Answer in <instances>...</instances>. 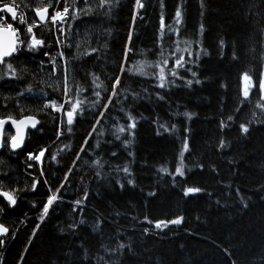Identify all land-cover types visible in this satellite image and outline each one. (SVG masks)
<instances>
[{"label": "trees", "instance_id": "1", "mask_svg": "<svg viewBox=\"0 0 264 264\" xmlns=\"http://www.w3.org/2000/svg\"><path fill=\"white\" fill-rule=\"evenodd\" d=\"M144 3L146 10H140L144 19L136 21L133 31L135 49L130 53L132 59L126 65L133 71L138 67L136 61L145 58L150 61L158 59L148 50L155 49L161 15L160 0H144ZM200 3L201 0H187L182 37L201 40L211 52L210 56L202 59V67L197 69L201 74V79H205V77L208 79L204 86H194L192 91L186 88L171 89L167 94V102L156 101L153 96L152 102L144 99L136 105L135 114L140 123L137 127L136 142L132 148V151L136 153V160L132 167L138 187L133 188L126 185L125 189L121 190L119 185H115V180L111 184L104 183L98 187L97 178L94 175L97 169L90 166V160L95 156V152L92 153V157L81 153V159L76 161V165L73 167V161L76 159L73 151H79L83 139L91 131V125L95 123L93 113L102 110L90 103L96 99L91 95V87L84 93L89 97V101H86L88 113L84 117L77 118L72 132H67L65 125V135L55 144L53 143L55 140L54 127L57 121H54L52 117L59 115L51 113L50 109L46 110L50 115H41L40 117L45 121L43 133L36 132L28 136L26 140L28 149L37 152L42 147L51 146L45 157L42 158L41 165L35 161H29L28 163H32L34 167L27 169L26 152L23 156H12L8 160L11 167L18 169L20 173L17 187H23L25 181L31 182L33 177L37 178L40 183L37 185L36 192L29 190L20 193L17 207L9 210V216L0 217L6 226H11L13 220L18 224L19 220L25 218V213L31 218V222L26 221V226L18 231L16 238L9 239L6 247L0 249V264H53V261L56 260H59V264H64L62 253L70 245L74 247L84 240L89 245L98 246L100 237L92 233L91 227L81 226L79 235L67 232L61 234L59 231L60 226L66 227L74 215L71 213V205L68 201L82 197L85 189L89 191V200L86 201V204L87 218L90 223H94L96 216L100 213L105 216L112 215L111 222L107 219L104 221L105 241L107 236L114 234L119 228L123 230L125 237L131 236L135 242L134 247L139 255L126 257L127 264H155L158 256L163 258L164 264H231L224 251L226 248L231 250L237 264H258V257L264 255V199H262L264 190H256L261 184H264V124L251 125L250 134L247 138H243L239 135L237 123L229 136V139L232 140L231 146L220 153L216 151V144L220 138L217 131L218 102L225 92V89L219 87V83L227 84L228 107L229 110H233L236 103L234 98L239 96L243 87L241 76L250 64V61L243 56L239 61H231L233 38L241 43V50H243L245 44H251L253 39L258 40L260 33L258 28L255 31L252 30L250 19L246 22L239 0H208V8L204 16L200 14ZM165 4L163 14L166 23L172 24V17H174L176 7L181 4V0H165ZM58 7L62 9L63 4ZM134 7L135 0H120V7L116 9L112 19L110 21L103 20V28H111L112 31V36L106 37L109 42L107 61H97L91 57L75 61L77 80H87L90 86L91 79L87 73L94 71L101 74L105 85L110 87L111 80L108 78L118 74V65L123 60V47L127 42L129 30L133 28L132 12ZM85 19H94L97 24L100 23L97 17ZM201 24H204L206 29L202 36L199 33ZM17 26L19 25L17 24ZM19 28L24 27L22 25ZM34 31L46 42L55 45V36L49 31V26H43ZM83 31L84 26L82 25V34ZM99 31L102 30H94L90 35L91 46H99ZM220 37L227 41L223 58L219 56ZM103 38L105 37H99V39ZM171 38L177 39L174 33ZM87 46H82L81 51ZM193 47L195 48V45ZM140 49L145 50L144 56L138 54ZM48 50L43 49L42 51ZM66 51H75V49H66ZM39 60L46 61L47 58L39 56L31 63L38 64ZM86 61L90 62L86 63ZM171 63L170 61L169 67H171ZM146 71H152V69H146ZM257 74V69L253 64L254 77ZM43 76L47 80L48 73L45 72ZM126 77L123 80L125 88L134 81H140V83H133V87L138 92L142 87H147L152 83L142 76H131L126 73ZM26 79L27 82L33 84L34 92L37 94L43 87L50 93L51 98L57 99L58 103L63 102L62 91L53 92L46 85L42 86L33 79L31 74ZM7 83H10L12 87L3 89L5 95L9 92L14 94L17 90L16 82ZM60 83L62 86V74ZM23 86L24 82H20V87L23 88ZM155 91L162 90L155 89ZM256 91L257 89H253V92ZM102 95H107V93H102ZM25 103L35 107L31 96ZM177 105L180 106V111L187 109L197 113L191 121L195 139L190 141V144L194 147L195 155L202 158L205 165L215 164L217 166L219 174L217 176L216 173L207 170L201 172L199 168H196L185 179L189 184L199 185L211 191L213 193L211 199L204 193L196 197L185 198L180 187L172 188L171 177L165 178L168 181L166 186L161 183L159 198L147 197V192L155 190L159 180L156 168L161 164H168L169 171L174 172L180 149V144L174 135L170 136L164 133L157 136V126L151 121L157 116L164 121L173 119L182 121L183 117L174 118L170 115V110H176ZM118 107L119 105L112 107L109 118L103 120L97 126L98 129L106 131L114 129L115 121L111 117L122 115L117 112ZM252 110L254 109L245 106L243 115L238 117L239 122L246 123L251 118ZM16 112L18 114L19 110L16 109ZM103 139H111V137H99L94 134V139L90 140V144L95 148L96 141ZM65 144H70L73 151L65 149L58 155L57 162H52L51 154L64 148ZM104 147H111V145H104ZM4 155L7 156V153ZM188 155L186 153V156ZM232 158L235 159V163L230 164L228 161ZM123 159H130L127 157V153H123L121 163ZM41 168L46 172L45 177L39 175ZM69 168H73V171L68 174V181L65 182L64 176ZM26 171L32 175L25 176ZM44 179L50 181L53 192L60 187L61 182L65 183L67 192L61 189L65 203L60 204L57 211L42 224L38 235L33 237V243L28 244L32 229L39 222L36 219L39 213L37 209L31 207V204L37 202L38 208L42 207V204L46 202L47 195L50 194L49 186L43 184ZM218 179L223 183H217ZM229 182L232 187L227 189V196H225L226 190L223 185ZM237 188L250 205L247 210H240L242 206L237 203L240 199L236 195ZM217 199L224 205L223 207L217 205ZM0 201L3 200L0 199ZM115 210L125 214L119 217L118 222L113 214ZM144 215H148L153 221L173 219L177 216H184L186 219L180 226L170 225L159 235L143 236L142 228H151L152 226L136 223L131 220V217L137 216L142 221ZM11 230L15 231L16 228H11ZM153 231L158 230L153 229ZM26 247L29 249L28 251H25ZM21 255L25 257V260L20 259ZM148 257H151V260ZM254 258L256 259L254 260Z\"/></svg>", "mask_w": 264, "mask_h": 264}, {"label": "snow or ice", "instance_id": "2", "mask_svg": "<svg viewBox=\"0 0 264 264\" xmlns=\"http://www.w3.org/2000/svg\"><path fill=\"white\" fill-rule=\"evenodd\" d=\"M239 2L244 10L246 22L250 19L252 30L255 31L258 28L260 36L258 40L253 39L251 44H245L243 50H241V43L233 38L231 61H239L243 56L250 61V64L241 76L243 87L239 96L234 98L236 103L233 110H229L228 107L227 84L225 82L219 83V87L225 89L218 102L219 123L217 131L220 138L216 144V151L220 153L231 146L232 140L229 139V136L237 123L239 135L243 138H247L250 134L251 125L255 123L264 124V70H261L264 69V23H262L264 21V0H239ZM61 4H63L62 9L58 7ZM186 4L187 0H181V4L176 7L174 17H172V24H167L163 14L166 7L165 0H160L161 15L155 49L148 50L158 59L150 61L145 58L136 61L138 67L133 71L126 67L132 59L130 53L135 49L133 31L136 21L144 19L140 10H146L144 0H135V7L132 12L133 28L129 30L127 42L123 47V60L118 65V74L108 78L111 80L110 87H108L101 79V74L94 71L87 73L91 79L90 86L87 80H77L74 62L82 60L84 57H91L97 61H107L109 42L106 37H111L112 31L111 28H103V20L110 21L112 19L116 9L120 7V0H47V2L40 0V3L34 6L24 2L23 7L26 11H21V4H18L16 0H0V14H4L0 16V197H3V201H0V217L9 216V210L17 207L20 193L29 190L36 192L37 185L40 183L37 178L33 177L31 182L26 180L23 187H17L20 173L18 169L12 168L8 163L9 158L23 156L26 152L27 169L34 167L32 163H28L29 161L42 163V158L45 157L51 146L42 147L38 152L29 150L26 138L36 132L43 133L45 121L40 117L41 115L49 116L50 113L46 111L48 109L51 110V113L59 114L58 117H52L54 121H57L54 127V144L65 135V125L67 132H72L74 130L73 125L77 123V118L84 117L89 111L86 105L89 97L84 95L89 87H91V95L96 97L90 103L102 110L93 113L95 123L91 125V131L83 139L79 151L75 152L70 144H65L64 148H60L56 153L51 154V161L57 162L58 155L68 149L73 151L76 158L73 161V167H75L76 161L81 159V153L92 157V153L95 152V156L90 160V166L97 169L94 175L97 178L98 187L104 183L111 184L113 180L121 190H124L126 185L133 188L138 187L132 167L136 160V153L132 151V148L136 142L137 127L140 123L135 114L136 105L144 99L152 102L153 96L156 101L167 102V94L171 89L186 88L192 91L194 86H204L208 79L207 77L201 79V74L197 69L202 67V59L210 56L211 52L201 40L182 37ZM200 8L201 16L206 15L208 0H201ZM50 9H52L51 13ZM29 13H34V16H30ZM9 16L11 21L8 20ZM92 17L99 18L100 23L97 24L94 19H85ZM17 22L25 27L15 26ZM82 25L84 26L83 34L81 32ZM42 26H49V31L55 36L54 46L34 31ZM94 30H102L98 32L99 46H91L90 44L89 37ZM205 30V25L201 24L199 29L201 36ZM173 33L177 39L171 38ZM99 37L105 38L99 39ZM226 44L227 41L220 37L218 48L221 58L225 56ZM84 45L88 46L81 51ZM73 48L75 51H66V49ZM43 49L49 50L42 51ZM138 54L144 56L145 50L140 49ZM39 56L46 57L47 60H39L38 64H32L31 61ZM170 61L172 62L171 67H169ZM88 62L90 61H86V63ZM253 64L258 73L255 77ZM146 69H152V71H146ZM45 72L48 73L47 80L43 76ZM126 73L131 76H142L152 83L147 87H142L139 92L133 87V83H140V81H134L125 88L123 80L127 78ZM30 74L33 79L37 80V83L42 86L46 85L53 92L62 91L63 102L58 103L57 99L51 98L50 93L45 91L43 87H41L39 94L34 92L33 84L27 82L26 79ZM61 74L62 86L60 83ZM13 81L16 82L17 90L14 94L9 92L5 95L3 89L11 88L12 85L7 82ZM20 82H24L23 88L20 87ZM155 89L162 91L157 92ZM253 89H257V91L253 92ZM102 93H107V95H102ZM29 96L32 97L35 107L25 103ZM116 105H119L117 112L122 115L111 117L115 121L114 129L107 131L98 129L97 126L109 118L112 107ZM245 106L254 110L251 111V118L246 123L239 122L238 117L243 115ZM179 108L180 106L177 105L176 110H170V115L174 118L183 117L182 121L179 119L164 121L159 116L151 121L157 126V136L164 133L170 136L174 135L180 144V149L174 172L169 171L168 164H161L156 168L159 180L156 189L147 192V197L159 198L161 183L166 186L168 181L165 178L171 177L172 188L180 187L185 198L196 197L204 193L211 199L213 195L211 191L199 185L189 184L188 180L185 179L196 168H199L201 172L207 170L216 173L217 176L219 174L217 166L215 164L205 165L202 158L195 155L194 147L190 144V141L195 139L191 121L197 113L187 109L180 111ZM16 109L19 110L18 114ZM29 129L32 131L29 132ZM94 134L99 137L110 136L111 139L97 140L95 148H93L90 140L94 139ZM104 145H111V147L106 148ZM4 153H7V156ZM123 153H127V157L130 159H123L121 163ZM186 153L189 155L186 156ZM228 162L233 164L235 159H229ZM72 171L73 168L67 170L64 176L65 182L68 181V174ZM28 175H32V173L26 171L25 176ZM39 175L40 177L46 176L43 168H41ZM178 177L179 179H177ZM217 183L223 182L218 179ZM43 184L49 186L50 194L47 195L46 202L42 204V207L38 208L37 202L31 204V207L37 209L39 213L36 217L39 222L32 229L28 244L33 243V237L38 235L42 224L57 211L60 204L65 203L61 189H64L65 192L68 189H66L64 182L60 183V187L56 188L55 192H53L48 179H44ZM223 186L226 190L224 195L227 196V189L232 187L231 182ZM141 190L143 191V189ZM256 190H264V184H261ZM236 195L240 197L237 201L242 206L240 210H247L250 205L244 200L239 188L236 189ZM88 200L89 191L85 189L82 197L68 201L71 205V213L74 215L66 227L60 226L59 231L61 234L67 232L79 235L81 226L91 227L92 233L100 237V243L98 246H92L82 240L74 247L70 245L62 253L64 264H127L126 257L138 256L132 237H125L123 230L119 228L114 234L107 236L105 241L104 221L107 219L111 222L112 215L105 216L100 213L96 216L94 223H90L87 218L86 201ZM216 203L221 207L224 206L219 199L216 200ZM113 214L117 218V222L121 215H125L119 210H115ZM185 219L184 216H177L173 219L153 221L148 215H144L141 221L137 216L131 217V220L136 223L152 226L151 228H142L143 236L159 235L170 225L180 226ZM26 221L31 222L27 213H25L24 219L19 220L18 224L13 220L11 226H6L0 220V249L6 247L9 239L14 240L16 238L18 231L26 226ZM11 228H16V230L12 231ZM153 229L158 231L154 232ZM28 250L26 247L25 251ZM224 251L231 264H237L231 250L226 248ZM20 259L23 261L25 257L21 255ZM148 259L151 260V257ZM53 264H59V260L53 261ZM155 264H164L163 258L158 256ZM258 264H264V255L258 257Z\"/></svg>", "mask_w": 264, "mask_h": 264}, {"label": "water", "instance_id": "3", "mask_svg": "<svg viewBox=\"0 0 264 264\" xmlns=\"http://www.w3.org/2000/svg\"><path fill=\"white\" fill-rule=\"evenodd\" d=\"M6 127H10V126H6ZM29 131L31 132L32 130H31V129H29ZM0 198H2V199H3V197H0Z\"/></svg>", "mask_w": 264, "mask_h": 264}, {"label": "rangeland", "instance_id": "4", "mask_svg": "<svg viewBox=\"0 0 264 264\" xmlns=\"http://www.w3.org/2000/svg\"><path fill=\"white\" fill-rule=\"evenodd\" d=\"M36 1H40V0H36Z\"/></svg>", "mask_w": 264, "mask_h": 264}, {"label": "bare ground", "instance_id": "5", "mask_svg": "<svg viewBox=\"0 0 264 264\" xmlns=\"http://www.w3.org/2000/svg\"><path fill=\"white\" fill-rule=\"evenodd\" d=\"M72 163V162H71Z\"/></svg>", "mask_w": 264, "mask_h": 264}]
</instances>
